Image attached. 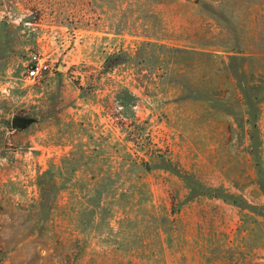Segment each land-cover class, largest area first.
<instances>
[{
  "label": "rangeland",
  "instance_id": "374dc122",
  "mask_svg": "<svg viewBox=\"0 0 264 264\" xmlns=\"http://www.w3.org/2000/svg\"><path fill=\"white\" fill-rule=\"evenodd\" d=\"M0 264H264V0H0Z\"/></svg>",
  "mask_w": 264,
  "mask_h": 264
},
{
  "label": "built area",
  "instance_id": "2783aa9c",
  "mask_svg": "<svg viewBox=\"0 0 264 264\" xmlns=\"http://www.w3.org/2000/svg\"><path fill=\"white\" fill-rule=\"evenodd\" d=\"M50 69V64L45 58L40 57L37 54H32L29 58L26 76L28 78H41L44 76Z\"/></svg>",
  "mask_w": 264,
  "mask_h": 264
},
{
  "label": "water",
  "instance_id": "95a60500",
  "mask_svg": "<svg viewBox=\"0 0 264 264\" xmlns=\"http://www.w3.org/2000/svg\"><path fill=\"white\" fill-rule=\"evenodd\" d=\"M30 122L29 119L15 116L11 119V126L13 128H20L26 126Z\"/></svg>",
  "mask_w": 264,
  "mask_h": 264
}]
</instances>
